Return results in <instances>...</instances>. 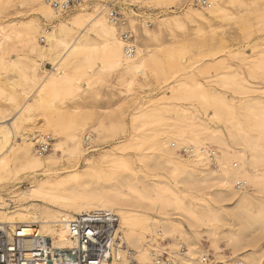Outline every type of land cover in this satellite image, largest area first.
Instances as JSON below:
<instances>
[{
    "label": "bare ground",
    "instance_id": "bare-ground-1",
    "mask_svg": "<svg viewBox=\"0 0 264 264\" xmlns=\"http://www.w3.org/2000/svg\"><path fill=\"white\" fill-rule=\"evenodd\" d=\"M208 2L210 6L204 9L210 17L228 15L222 6L225 0ZM83 6L63 19L57 15L63 12L54 11L45 0H0V18L10 14L18 17L33 10L50 23L42 31L39 22L24 26L22 31L0 23V53L5 54L9 43L17 40L32 58L30 64L13 59L1 64L0 73L13 91L0 83V98L12 103L15 113L10 117V109L0 106V189L8 190L19 178H25L28 185L0 195V224L9 228L35 224L42 234L50 236L56 249L70 250L74 242L67 235L66 222L74 215L101 209L118 215L120 240L127 247L102 264H129L131 249L136 264H156L145 242L148 235L157 233L164 238L172 236L171 249L179 244L175 236L185 244L186 255L174 264H200L199 257L208 252L201 243L205 236L214 251L210 252L209 264H228V260L234 264H264V89L256 95L239 81L237 73L225 74L218 83L238 97H228L224 90L207 88L202 83L192 86L179 82L178 93L169 87L173 96L194 103L169 108L177 109L182 118L164 122L166 139L155 130L151 137L148 135L149 126L157 119L151 118L154 112L141 105L132 114L131 136L101 153L97 163L85 159L88 147L80 137L83 129L65 131L77 125L76 118L74 121L66 114H57L44 125L28 122L32 104L44 102L48 94L57 97L64 86L76 87L77 78L87 85L101 84L106 75L117 71L132 90L138 81L136 76L146 77L149 63L158 55L155 52L147 56L140 45L127 57L126 41L109 20L105 6L97 12H87ZM197 17L207 18L194 13L188 20L194 22ZM165 28L175 38L174 29L180 31L182 25L174 20ZM39 33L45 44L38 42ZM186 53L167 47L161 55L169 65L167 69L161 65L162 70L174 71L178 67L175 56ZM40 62L51 64V70L41 71ZM255 62L252 72L264 78V56ZM17 90L26 100L20 107ZM77 92L67 89L63 93L73 97ZM103 127L93 128L94 138L103 135ZM35 133H52L50 151L42 155L35 152ZM211 144L217 149L215 166L206 157L205 149ZM181 147L192 148L194 157L180 154ZM127 148L134 150L133 162L166 175L158 173L148 180L142 168L136 171L130 167L129 157L114 153ZM237 182L243 187L237 189ZM186 196L196 202L186 203ZM222 245L234 254L228 260L221 253Z\"/></svg>",
    "mask_w": 264,
    "mask_h": 264
},
{
    "label": "rangeland",
    "instance_id": "rangeland-1",
    "mask_svg": "<svg viewBox=\"0 0 264 264\" xmlns=\"http://www.w3.org/2000/svg\"><path fill=\"white\" fill-rule=\"evenodd\" d=\"M104 6L107 13L110 8L116 7L122 14L124 23L114 24L117 27L119 36L129 30L134 34L133 43L135 47H140L141 45L146 50L147 56L155 52L158 54L155 60L149 63L146 77L136 76L138 81H136L132 90L124 82L120 72L117 71H112L106 75L101 84L93 82L87 85L82 78H77L74 81L76 87L67 88L64 86L60 88L62 93L57 97L48 94L44 102L32 104L29 112L31 118L28 120L30 124L44 125L45 120L52 121L57 114H66L72 119L74 118V121L76 118L77 125L66 128L65 131L73 130L74 132H79L80 129H83L80 137H82V143L88 147L85 150V159H95V163H97L99 161L97 157L101 153L114 148L117 143L130 137L133 133L131 126L132 114L141 105L151 113L154 112L155 116H151V118L159 120V123L154 121L149 126L148 135L151 137L154 133L153 130H155L157 134H160V138L164 137L166 139L167 134L164 122L178 121L182 118L177 113V109L169 110V108L178 104L190 107L194 103L193 101L173 96L169 87L173 86L174 92L178 93L177 85L179 82L184 81L192 86L202 83L207 88L224 90L228 97H238L239 95L232 94L218 83V80L225 74L237 73L239 81L254 90L256 95H259V91L264 89V78L252 72L253 66L257 64L255 61L264 56V0H225L222 6L225 9L224 12H228V15H221L217 18L210 17L206 9L193 5L192 0H94L83 7L87 12H97ZM79 9L80 7L71 8L57 15L66 19L80 11ZM107 13L106 15L108 16ZM194 13H200L207 18L197 17L194 22L189 21L188 16L194 15ZM174 20H177L182 25V29H179L180 31L174 29L175 38L165 28L166 24ZM38 22L40 23L41 31L43 28L50 27L49 21L33 10L24 11L18 17L10 14L6 18H0V23L7 25L10 29L20 31H22L24 26L37 24ZM41 36L43 35L39 33L38 42L45 44L46 40L41 41V38H43ZM170 46L175 51L183 49V51L189 52L188 54L186 53L189 57L186 54L175 56V64H178V67L174 71H163L161 65L164 64L163 66L167 69L169 63L165 61V56L161 54H164L167 47ZM244 51L245 53L243 54L242 52ZM12 59L21 60L25 64L32 62V58L26 54L25 49L20 47L17 40H12L9 43L5 54L0 53V71L1 64ZM36 62L39 64L38 61ZM39 67L42 69L41 71L44 69L46 71L47 69L51 70L52 68L51 64L45 63L43 65L41 62ZM181 67H184V69L182 70ZM14 76L15 74H9V77ZM0 83H3L7 91H13L2 73H0ZM67 89L78 90V92L73 97L67 96L63 93ZM18 91H15V95L18 107H20L26 100H24L25 96ZM30 99L28 98V100ZM29 103H32V101L30 100ZM0 106L10 109V117L14 115L15 110L12 103L0 98ZM190 117L192 118L193 116ZM200 117L202 120L209 122L205 116ZM15 121L18 122L17 120ZM101 125H104L102 138H94L93 128ZM219 128L221 129V127ZM46 134L50 135L52 146L54 137L52 133ZM35 135L34 142L38 136L45 134L38 135V133H35ZM85 135L89 137L88 142L84 140ZM211 146L216 148L215 145L211 144ZM94 147L97 150H94ZM114 153L129 157L130 167L136 171L142 168L131 160V156L134 154L132 148H127L124 151H114ZM84 165L85 161H82L81 166ZM142 169L145 171L148 180L157 176L158 173L166 175L162 170H152L145 167ZM11 185L8 190L14 189L13 192H17L27 187L28 181L25 178H19L14 180ZM8 190L0 189V195H7ZM189 200L193 201V203L196 202L195 199H190L189 196L184 198L186 203ZM153 215L156 218L160 217L156 213ZM182 225L187 231H190L186 223H182ZM173 239L182 241L177 236ZM205 239H207V236L201 239L203 248L213 253L210 241ZM261 246L264 249V240ZM221 247L223 251L221 253L224 254L226 260L234 255L230 248L223 245ZM132 251L131 249L130 252ZM134 255L135 253L130 257L134 258ZM227 262L228 264H234L230 260Z\"/></svg>",
    "mask_w": 264,
    "mask_h": 264
},
{
    "label": "built area",
    "instance_id": "built-area-1",
    "mask_svg": "<svg viewBox=\"0 0 264 264\" xmlns=\"http://www.w3.org/2000/svg\"><path fill=\"white\" fill-rule=\"evenodd\" d=\"M93 0H45L56 12H65L71 8H79ZM192 4L208 8L207 0H192ZM109 20L114 24H123L122 14L116 7L110 8ZM126 41L125 55L131 57L135 53L133 34L126 30L122 33ZM41 41H44L41 38ZM89 137H85L88 142ZM50 135H40L35 139V152L39 155L46 153L51 146ZM206 157L211 165L216 164V148L206 147ZM179 153L186 158H193L192 148L181 147ZM237 182L236 188H241ZM66 231L74 245L70 250L56 249L50 236L42 234L35 224H20L12 228L0 224V264H102L118 257L119 253L127 250L125 243L120 240L119 217L107 210H92L74 215L66 222ZM174 241V240H173ZM171 238L161 237L159 233L146 237L145 247L150 252L156 264L174 262L186 255L185 244L179 241L176 249H171ZM130 252V251H128ZM129 255H132L130 252ZM210 252L199 257L200 264H209ZM130 264H136L130 259Z\"/></svg>",
    "mask_w": 264,
    "mask_h": 264
}]
</instances>
